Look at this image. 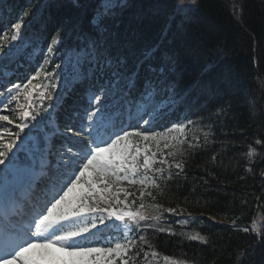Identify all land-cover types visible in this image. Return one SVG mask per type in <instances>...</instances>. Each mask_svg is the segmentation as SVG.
<instances>
[{
	"label": "trees",
	"instance_id": "obj_1",
	"mask_svg": "<svg viewBox=\"0 0 264 264\" xmlns=\"http://www.w3.org/2000/svg\"><path fill=\"white\" fill-rule=\"evenodd\" d=\"M78 2L83 7H77L76 0H3L0 42L10 38L11 24L19 15L29 10L31 15L25 17L29 26L22 29L29 46L19 58L0 63V85L24 82L23 72H32V63L26 70L23 65V72L3 70H12L34 48L39 50L40 62L61 33L63 41L53 45V53L60 59L71 51L86 52L81 69L88 75L70 89L62 86L51 91L54 100L43 101L51 107L39 127L50 119L62 128L78 123L76 116L87 106L88 94L100 84L107 85L113 72L132 71L146 49L158 50L140 68L141 81L152 75L149 66L159 70L171 57L168 80L180 100L159 122L179 120L186 125L184 134L175 136V144L186 153L176 155L184 169L176 176L178 170L171 168L173 179H159L160 190L152 191L156 198L149 197L145 214H155L150 205H161L158 227L166 231L150 228L142 233L151 248L137 244V250L142 247L143 251L136 264H264V230H238L251 229L254 219L257 229L264 225V0H196L188 5L186 17L175 20L169 19L174 0H134L133 10L106 22L109 31L118 34L112 53L126 58L125 69L98 63L90 54L88 43L97 34L91 17L100 0ZM137 93L138 89L133 95ZM27 102L22 91L12 107L19 111L18 105ZM188 120L193 123L188 125ZM0 124L5 125L0 136L17 130L4 121ZM205 133H210L207 144ZM257 139L262 143L257 145ZM180 140L185 143L180 145ZM189 144L196 146L189 148ZM167 208H176L178 214L164 211ZM181 220L187 223H178ZM191 235L204 240H190ZM144 253H148L147 260Z\"/></svg>",
	"mask_w": 264,
	"mask_h": 264
},
{
	"label": "snow or ice",
	"instance_id": "obj_2",
	"mask_svg": "<svg viewBox=\"0 0 264 264\" xmlns=\"http://www.w3.org/2000/svg\"><path fill=\"white\" fill-rule=\"evenodd\" d=\"M2 2L0 0V4ZM194 4L196 0H174L169 19H183L190 12L188 5ZM76 6L83 7L78 0ZM134 8V0H100L91 17L97 34L88 43L90 54L98 63L115 64L117 69L127 67L125 57L112 53L118 34L110 32L106 22L116 20L126 10ZM132 14L138 15L135 12ZM30 15V10L25 11L11 24L10 38L7 42H0V63L17 59L26 51L29 45L22 29L29 26L25 23V17ZM62 41V34L57 33L48 45V52L42 53L45 61L49 60L48 53L54 51L53 45ZM157 50L146 49L143 59L132 71L113 72V78L109 79L107 85L100 84L89 97L87 106L77 114L78 123L70 122L63 129L48 125L39 127L51 107L45 106L43 101L54 100V97L48 90L41 91L38 97L33 96L30 85L36 76L22 86L29 103L26 107L18 105L19 111L12 105L21 95V85H0L3 88L0 91V113H6L0 114V121L17 129L9 131L6 141L0 136V171L13 174L18 181L27 183L32 192L22 208L16 205L13 187L6 188L3 193L5 210L4 219L0 221V264H130V254L135 252L139 257L143 251L142 247L137 250V244H149L142 234L144 231L150 228L158 232L166 231L158 227L161 205H150L155 214H145L143 198H156L145 189L151 187L160 190L158 180L173 179L174 174L170 171L173 167L178 170L175 173L178 176L184 169V162L178 160L170 163L164 158L158 160L157 152L152 151L147 143L143 147L140 144V141H156L159 148V139L166 138L160 136L158 139L156 132L144 126L171 110L180 100V94L168 80V74L172 71L168 66L171 57L165 59L159 70L149 66L152 75L140 80V68L155 56ZM49 75L45 73L46 77ZM34 87L43 88V85ZM49 88L54 92L57 85L52 83ZM137 89V95H133ZM37 98L40 100L39 107L34 106ZM114 99L117 100L115 104ZM137 104L143 105L139 127H133L130 123L127 127L120 126L125 123V111L131 118ZM117 111L119 117H115ZM192 123L191 120L187 121L188 125ZM4 127V124H0V129ZM172 128H179L183 132L186 125L173 124ZM29 133H32L31 137ZM209 135H204L205 144ZM172 139L176 140L175 137ZM178 143L183 145L185 141ZM255 143L259 145L262 141L257 139ZM195 146L189 144V148ZM164 148L174 149L166 153L170 157H175L177 153L182 156L186 154L177 144L166 142ZM248 154L251 156L252 151ZM161 155L164 153L161 152ZM157 163L167 165V176L165 167H154ZM128 186H139V195L129 191ZM137 199L140 200L139 204L136 203ZM164 211L178 214L176 208ZM111 220L124 226L123 235L115 242L111 239L105 241V246H92L96 241L93 230L97 229L98 224ZM178 223L183 225L187 221ZM238 230L259 233L264 230V225L257 229L254 219L251 229L244 227ZM167 231L171 232L170 229ZM188 238L204 240L198 235ZM151 255L155 256L156 253L152 252ZM144 258L147 260L148 253H144Z\"/></svg>",
	"mask_w": 264,
	"mask_h": 264
},
{
	"label": "rangeland",
	"instance_id": "obj_3",
	"mask_svg": "<svg viewBox=\"0 0 264 264\" xmlns=\"http://www.w3.org/2000/svg\"><path fill=\"white\" fill-rule=\"evenodd\" d=\"M37 54H38V50H37V48H35L32 52L27 53L25 55L27 62L30 61L33 64L32 72H27V71L23 72L25 74V78H24L25 81L22 84L17 82V81H12V83H11V84L14 83V84L21 85V92L23 91V87H22L23 84L27 83L28 80L31 79L33 76H36V79L33 81V84L30 85V89L32 90L34 97H38L41 91L48 90L49 92H51L49 85L52 83H55L57 85V89H59L62 86H66L67 88H69L73 84H76L77 82H80V81L87 79V76H88L87 72H85L84 70L81 69V65L85 61V58L87 55L86 52H84V51H80V52L71 51L68 55H66L65 57H62L60 59H59L58 55H56L52 52V53H48V55H49L48 61H45L44 56H43L41 58L40 62H37V59H35L37 57ZM57 65H60V67L57 68ZM41 66H43V67H41ZM26 68H27V66L25 65L24 70H26ZM6 71H4V72H6ZM37 73H39V75H37ZM45 73H48L50 75L48 77H46ZM35 85H43V88L34 87ZM92 93H89L88 97H90L92 95ZM39 102H40V100L38 98L35 99L34 106L39 104ZM28 103H29V100H28L26 106L28 105ZM142 111H143V105L142 104L136 105L135 110L133 111L131 118H129L128 113L125 111L124 116H123L125 123L123 125H120V126L127 127L128 124L130 123L133 127H139V124L142 123V121L139 120V114ZM0 114H5V113H0ZM119 115H120L119 111H117L115 113V117H119ZM147 118L148 117H145V119H147ZM160 118H161V115L157 116L153 120L152 123L145 125L144 127L149 131L156 132L158 134V139L160 136H163L166 139H159V148H157V142L156 141H149V142L140 141V144L143 147L144 144L147 143L151 147L152 151L157 152V159L158 160L161 158H164V159H167L170 163H174V161H178L176 156L170 157V156L166 155V153L168 151H172L174 149L164 148V144L166 142L169 144H175V140H173L172 138L175 137L176 134H184V131L182 132L179 128H176V129L172 128L173 124H181L182 122H180L179 120H171L167 124H163V123H161V121L159 122ZM47 124L49 125V127H59L57 125L52 124V122H50V121H48ZM117 124H119L118 120H117ZM157 124H159V125H157ZM10 126L12 128H15L14 125H10ZM61 129H63V128H61ZM9 131H12V130H9ZM13 131H16V130H13ZM4 139L6 141L8 139V135L4 136ZM131 139L138 140V138H131ZM161 152L164 153L163 156L161 155ZM166 166L167 165H160L159 163L154 165V167H166ZM1 174H2V172L0 171V175ZM8 175L12 176L13 178L9 179L8 180L9 182L6 185L0 184L1 185V187H0V208L4 207L3 193H4L5 189L8 187H13L14 189L17 187L21 188V186L24 184L23 182L21 183L20 181H18L17 178L13 174L9 173ZM4 177H5V175H1L0 180L3 179ZM154 189L155 188L150 187L148 189H145V191H151L152 192ZM128 190L135 192L137 194V196L139 195V186H128ZM149 197L150 196H145L143 198L145 206H146V203H147ZM136 203L139 204L140 200L137 199ZM113 221L114 220L106 221L105 224H98V226H97L98 230H101V228H104V225H106L109 228H106V230L104 232V234L106 235V236H104L105 240L100 241L98 239V241L97 240L94 241L92 246L100 247L105 243V241L110 240V239L113 240V242H115V239L120 238L123 235L124 226L122 224H120V222L111 223ZM95 230L96 229H94L93 231H95ZM136 259H137V256L135 255V252L131 253L130 254V264H136Z\"/></svg>",
	"mask_w": 264,
	"mask_h": 264
},
{
	"label": "bare ground",
	"instance_id": "obj_4",
	"mask_svg": "<svg viewBox=\"0 0 264 264\" xmlns=\"http://www.w3.org/2000/svg\"><path fill=\"white\" fill-rule=\"evenodd\" d=\"M116 222H117V221L114 220L112 223H116ZM102 246H105V243H104Z\"/></svg>",
	"mask_w": 264,
	"mask_h": 264
}]
</instances>
